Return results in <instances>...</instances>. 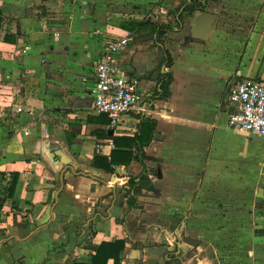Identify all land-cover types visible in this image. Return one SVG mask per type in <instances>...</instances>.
Listing matches in <instances>:
<instances>
[{"label": "crops", "instance_id": "1", "mask_svg": "<svg viewBox=\"0 0 264 264\" xmlns=\"http://www.w3.org/2000/svg\"><path fill=\"white\" fill-rule=\"evenodd\" d=\"M182 1L0 0V264H166L170 253L180 264H264V138L228 127L226 98L237 71L264 83V0H207L180 24L176 11L158 41L154 26ZM202 13L217 19L197 39ZM125 35L114 66L138 79L146 112L112 126L92 109L94 65ZM146 120L154 189L130 208L122 185L142 165L124 160ZM111 156L112 171L95 166ZM116 240L118 259V247L95 254Z\"/></svg>", "mask_w": 264, "mask_h": 264}, {"label": "built area", "instance_id": "2", "mask_svg": "<svg viewBox=\"0 0 264 264\" xmlns=\"http://www.w3.org/2000/svg\"><path fill=\"white\" fill-rule=\"evenodd\" d=\"M130 42V35L107 41L94 65L95 86L92 89L95 113L105 114L112 126L129 112H146L139 106V81L119 72L114 64L116 55ZM226 98L230 106L227 125L230 129L264 138V83L240 71L227 81ZM18 107L17 111H21ZM28 129H23L27 135Z\"/></svg>", "mask_w": 264, "mask_h": 264}, {"label": "trees", "instance_id": "3", "mask_svg": "<svg viewBox=\"0 0 264 264\" xmlns=\"http://www.w3.org/2000/svg\"><path fill=\"white\" fill-rule=\"evenodd\" d=\"M207 4V0H183L180 5L177 8V16L175 18V22L177 24H180L182 22V15L185 14H191L195 10H201L205 8ZM174 26L169 24H158L154 26V31L156 32L157 40L162 41L163 37L162 35L167 30H172ZM162 49V48H161ZM162 51L165 53V64L166 66H170L171 64V58L170 55L166 50ZM148 78H152L153 75L149 74L147 76ZM172 81V75L170 72H165L161 78L159 79L160 83V90L158 92V98L165 99L170 95V88L169 85ZM154 132V123L152 121L146 120L144 122L138 133L135 134L133 137V143L137 144L138 147V153L136 156H132L131 153H126V160L124 162L128 163L131 159L137 160L142 165V170L137 176L129 177L126 183L122 185V189L124 190V194L122 195V200L127 204L130 208H141V204L139 203L137 196L140 194L142 189H148L153 190V184L150 179L151 174H155L157 172L156 168H148L144 161L149 160L151 158L147 157L144 152V146H146L150 140L153 137ZM146 136V138H144ZM100 161L103 162V164H100ZM95 166H102L104 170L112 171V166L116 165V160L114 157L111 156L110 159H107L106 157H96L94 160ZM1 207V204H0ZM124 246L123 240H116L112 244L110 243H101L95 247V254L100 255L106 247H118L115 259H118V254L122 250ZM193 251L188 252V256H192ZM192 254V255H191ZM169 260L166 262V264H180L182 262V259L178 258L175 254L170 253ZM73 264H82V263H73ZM92 264V262H91Z\"/></svg>", "mask_w": 264, "mask_h": 264}, {"label": "water", "instance_id": "4", "mask_svg": "<svg viewBox=\"0 0 264 264\" xmlns=\"http://www.w3.org/2000/svg\"><path fill=\"white\" fill-rule=\"evenodd\" d=\"M217 19L216 14L202 13L198 16L196 24L193 26L192 34L197 39H203L207 33L212 29L214 22ZM137 76V75H135ZM177 247L184 249L183 244L174 242Z\"/></svg>", "mask_w": 264, "mask_h": 264}, {"label": "rangeland", "instance_id": "5", "mask_svg": "<svg viewBox=\"0 0 264 264\" xmlns=\"http://www.w3.org/2000/svg\"><path fill=\"white\" fill-rule=\"evenodd\" d=\"M176 12L175 9L173 10H170L168 13H167V16H169V18H166V21L167 23L171 24V25H175L176 23L174 22V13ZM247 133V132H245ZM247 134H250V133H247ZM251 135V134H250ZM259 169H260V166H259Z\"/></svg>", "mask_w": 264, "mask_h": 264}]
</instances>
